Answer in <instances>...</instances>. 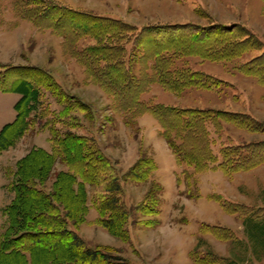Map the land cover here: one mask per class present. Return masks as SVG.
<instances>
[{"label":"rangeland","instance_id":"obj_1","mask_svg":"<svg viewBox=\"0 0 264 264\" xmlns=\"http://www.w3.org/2000/svg\"><path fill=\"white\" fill-rule=\"evenodd\" d=\"M21 1L25 4L27 0H0V76L9 67H40L51 73L71 103L73 98L88 103L91 108L88 115L92 118L88 119L77 106L64 111L56 98L43 89L37 110L32 114L36 115L32 128L15 150L10 148L0 154L4 172L7 167H14L20 154L29 148L37 144L52 148L50 129H64L65 125L59 120L75 123L70 118H77L83 127L73 130L94 137L110 157L124 187L123 201L131 209L127 223L129 238L121 240L97 223L98 211L91 208L86 221L76 229L89 246H109L113 255L125 258L131 264H264V256L259 258V253L254 252L245 226V220L255 213L264 217V159L249 169L232 173L213 168L214 163H208L209 167L201 171H196L193 165L179 163L161 134L159 121L151 113L138 116L118 109L109 90L90 82L84 67L65 53L62 37L52 28H40L17 11ZM46 1L120 19L137 27L136 35L151 25H187L186 30L193 33H206L211 28L234 29L235 38L245 41L236 48V52H242L240 56L227 58L223 56L221 46L213 43L210 47L214 33L192 42L188 35L185 36L190 41V54L182 56L169 52L176 67L204 72L227 85L189 86L175 94L156 82L141 95V99L178 108H215L244 113L260 123L261 130L250 131L234 123H225L216 133L211 127V147L217 156L216 163L221 160V148L227 145L237 146L242 157H256L254 153L262 151L258 158H264V148L260 150L262 145H259L264 142L263 79L241 69V65L259 56L263 57L258 63H264V0ZM161 35L147 33L143 39L149 41ZM131 36L127 48L134 57L133 71L139 75L143 66L150 68L153 63V59L148 58V65H145L140 59L151 45H141L136 41L138 37ZM93 44L95 40L89 36L78 41L79 48ZM141 157L153 158L156 170L145 181L125 179L126 172ZM60 169H67V166L59 163L56 170ZM4 172L0 174V192L2 184L8 181ZM212 195L237 203L238 212H227L220 202L211 198ZM11 198L8 191L0 196V209ZM149 206L153 207L154 213H146ZM1 216L0 230L4 222L2 213ZM146 220H151V224H146ZM208 225H215L220 230L214 232ZM230 233L232 238L226 239ZM116 262L123 261L118 259ZM0 264H9V260L1 257Z\"/></svg>","mask_w":264,"mask_h":264},{"label":"trees","instance_id":"obj_2","mask_svg":"<svg viewBox=\"0 0 264 264\" xmlns=\"http://www.w3.org/2000/svg\"><path fill=\"white\" fill-rule=\"evenodd\" d=\"M17 9L40 28H52L62 37L65 53L84 67L90 82L109 90L118 109L138 116L151 113L161 124V134L179 163L193 165L196 171L214 163L213 168L232 173L249 169L264 159L258 158L262 151L254 153L256 157H242L237 146L227 145L221 148V160L216 163L217 156L211 147V127L216 133L224 128L225 123H234L250 131L261 130V124L244 113L215 108H178L141 99V95L156 82L175 94L189 86L211 88L227 85L204 72L176 67L169 52L182 56L190 54L191 40L197 41L214 33L210 47L213 43L221 46L220 50L227 58L240 56L242 52H236V48L245 41L235 38L234 29L211 28L206 33H193L186 30L187 25H151L136 35L137 27L120 19L46 0H27L25 4L21 1ZM147 33L164 36L146 41L143 37ZM131 35L138 37L136 41L141 45H151L150 50L143 51L140 59L145 65L148 58L153 59V63L150 68L143 66L139 75L133 71L134 57L127 48L132 41ZM187 35L190 41L185 39ZM86 36L92 37L95 44L79 48L78 41ZM262 57L244 63L241 69L247 74L260 76L264 83V63H258ZM0 89L21 94L15 104L16 118L0 131V154L15 146L32 128L36 116L32 114L37 110L36 104L43 89L56 98L64 111L77 106L88 119L92 118L88 115L91 113L88 103L79 98H73L71 103L51 73L40 67L7 68L0 76ZM70 119L75 123L62 119L59 122L65 125L64 129H50L51 150L34 146L16 161L14 167L5 169L8 179L5 188L12 198L2 208L4 222L0 230V258H7L9 264H131L125 258L113 255L109 246H89L76 231L86 221L90 209L95 208L99 214L97 223L113 236L127 240L131 209L123 201L124 187L115 164L94 137L73 130L83 127L81 121ZM39 128L44 130L41 124ZM259 145H262V150L264 142ZM59 163L67 169L56 170ZM156 168L153 158L141 157L126 172L125 179L145 181ZM211 198L220 202L227 212L237 213L239 210L237 203L222 200L218 195ZM154 212L150 206L146 211ZM151 222L145 221L148 225ZM245 226L254 252L259 253V258L264 256V217L255 213L245 220ZM207 227L214 232L220 230L215 225ZM225 238L231 239V233ZM118 259L123 262H116ZM195 260L201 262L197 258Z\"/></svg>","mask_w":264,"mask_h":264},{"label":"crops","instance_id":"obj_3","mask_svg":"<svg viewBox=\"0 0 264 264\" xmlns=\"http://www.w3.org/2000/svg\"><path fill=\"white\" fill-rule=\"evenodd\" d=\"M12 94V95H11ZM13 94H15V95H13ZM20 97H21V94H19V93H16V92H5V91H2L1 89H0V131H1V129L7 124V123H10V122H12L15 118H16V115H17V111H16V109H15V104H16V102L20 99ZM23 139V138H22ZM21 139V140H22ZM20 141V140H19ZM18 141V142H19ZM18 142H17V144H18ZM16 144V145H17ZM16 145L15 146H13V147H11V148H14L13 150H15V147H16ZM37 146H39L38 144H37ZM39 147H42V146H39ZM44 148V147H43ZM10 149V148H9ZM9 149H7V150H9ZM30 149V148H29ZM29 149H27L26 151H23L20 155L21 156H19V157H22L23 155H25L27 152H28V150ZM46 149V148H45ZM7 150H5V151H7ZM46 150H51V148H49V149H46ZM4 152V151H3ZM2 152V153H3ZM1 153V154H2ZM1 166H2V164H0V174L2 173V172H4V170L1 168ZM4 176L6 177V175H5V172H4ZM7 178V177H6ZM7 182H4L3 184H2V191L0 192V196L2 197V196H4V194H5V192L7 191L6 189H5V184H6ZM4 190H6V191H4ZM6 205V204H5ZM3 206L4 205H2L1 206V209H0V225H1V222L3 221V219H2V216H1V213H2V208H3Z\"/></svg>","mask_w":264,"mask_h":264}]
</instances>
